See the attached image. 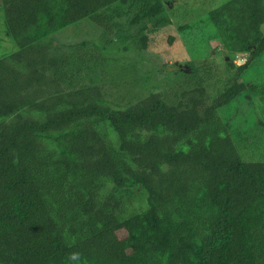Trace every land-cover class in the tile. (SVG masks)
Wrapping results in <instances>:
<instances>
[{
	"label": "trees",
	"instance_id": "obj_1",
	"mask_svg": "<svg viewBox=\"0 0 264 264\" xmlns=\"http://www.w3.org/2000/svg\"><path fill=\"white\" fill-rule=\"evenodd\" d=\"M158 2L1 0L17 48L0 57V264H264V161L242 159L219 115L245 83L198 108L153 93L120 110L95 85L61 86L52 33L85 18L112 31L134 6L151 20ZM210 16L226 50L249 53L239 71L264 52V0ZM105 179L144 204L115 212Z\"/></svg>",
	"mask_w": 264,
	"mask_h": 264
},
{
	"label": "rangeland",
	"instance_id": "obj_2",
	"mask_svg": "<svg viewBox=\"0 0 264 264\" xmlns=\"http://www.w3.org/2000/svg\"><path fill=\"white\" fill-rule=\"evenodd\" d=\"M224 1L159 0L161 13L151 20L135 24L138 8L134 6L125 15H112V31L88 18L55 31L53 54L65 58L60 65L61 86L68 90L95 85L101 101L120 110L153 93L170 105L198 104V108L231 84L243 82L245 91L220 108L219 115L242 159L264 161V52L238 70L249 53L226 50L210 16ZM128 3L115 9L125 10ZM158 17L164 20L149 23ZM261 28L264 31V23ZM16 48L0 23V57ZM105 129L116 138L107 125ZM56 145L52 138L50 148ZM101 182L104 186L97 196L107 200L108 194L115 193V200H107L115 212L127 215L144 204L135 195L130 198L125 189H115L110 179Z\"/></svg>",
	"mask_w": 264,
	"mask_h": 264
},
{
	"label": "crops",
	"instance_id": "obj_3",
	"mask_svg": "<svg viewBox=\"0 0 264 264\" xmlns=\"http://www.w3.org/2000/svg\"><path fill=\"white\" fill-rule=\"evenodd\" d=\"M3 9H2V7H1V0H0V23H1V25H2V27H3V30L5 31V28H4V25H3Z\"/></svg>",
	"mask_w": 264,
	"mask_h": 264
}]
</instances>
